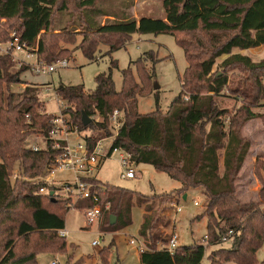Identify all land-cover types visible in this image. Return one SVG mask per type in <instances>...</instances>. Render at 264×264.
<instances>
[{
    "label": "trees",
    "instance_id": "1",
    "mask_svg": "<svg viewBox=\"0 0 264 264\" xmlns=\"http://www.w3.org/2000/svg\"><path fill=\"white\" fill-rule=\"evenodd\" d=\"M163 8L165 19H115L101 24L98 17L108 14L96 8V0H0V21H5L0 39L16 31L28 47L37 49L42 60L53 64L71 54L61 42L72 43L79 35L82 40L77 49L90 61L100 45L108 46L112 54L126 48L135 34L175 36L188 67L180 77V93L164 114L138 110V99L152 91L155 65L161 60L153 50L123 70L121 90L116 89L111 70L95 77L92 91L84 85L61 84L55 94L66 103L64 113L78 130L92 131L86 136L89 149L112 138L107 158L116 149L123 151L131 164L150 165L179 182L181 188L151 196L92 178L90 184L103 186L97 189L98 203L92 198L79 199L74 208L83 212L99 204L100 231L112 234L133 224V209L138 207L143 210L138 233L145 245L140 264H203L208 250L204 244L178 246L172 255L167 250L171 235L164 231L171 224L166 212L177 205L176 196L200 187L208 198L209 248L224 244L222 238L233 231L227 241L230 246L213 250L209 264H264V256L259 258L264 247V187L258 201L242 202L236 185L251 149L242 129L248 121L264 118V113L253 111L255 106H264V59L256 63L234 53L235 49L264 46V0H164ZM64 13L70 14L69 25L80 26V33L61 29ZM111 65L117 68L118 62L112 60ZM216 66L221 74L214 72ZM233 69L247 78L235 83L229 75ZM27 70L26 66L17 68L10 56L0 55V264H38L40 255L64 254L68 245L60 231L66 228L65 215L72 200L59 197L61 189L55 184L36 180L54 164L60 150L48 140L39 151L27 143L32 134L47 138L52 117L44 108L41 87L21 80ZM21 84L26 85L22 92L13 91V85ZM226 92L244 99L235 115L219 104V97L230 95ZM94 109L104 123L85 127L82 115L92 116ZM115 110L122 113V125L114 136L109 118ZM262 165L263 161L257 165L260 179ZM16 166L22 179L13 181ZM42 188L47 192L42 193ZM111 217L116 218L114 223ZM114 246L111 243L100 250L101 264H110Z\"/></svg>",
    "mask_w": 264,
    "mask_h": 264
},
{
    "label": "rangeland",
    "instance_id": "2",
    "mask_svg": "<svg viewBox=\"0 0 264 264\" xmlns=\"http://www.w3.org/2000/svg\"><path fill=\"white\" fill-rule=\"evenodd\" d=\"M127 1V0H126ZM134 12L136 14L120 16L115 14L109 20H122L134 18L141 19L144 16L164 17L165 11L163 8L164 0H136ZM118 0H96V8L100 10L108 9L111 12L119 10L121 6ZM129 5V4H128ZM69 13V12H68ZM64 13L61 21V29L66 27L67 33H80L78 24L69 25L68 20L70 14ZM117 15V16H116ZM135 16L137 18H135ZM103 17V18H102ZM98 22L104 24L108 18L102 16ZM61 32L58 30L57 33ZM82 35H79L72 43L61 42L63 49L71 52L69 56L63 58L69 62L67 68H57L56 71L48 74H36L30 70L25 71L21 75V80L24 84L39 85L41 87V97L45 102L44 108L47 114H59L61 105L57 101L55 89L61 84L64 85H84L87 91L95 89V77L101 73H109L112 70L113 79L117 90L122 87V72L127 69L132 61L137 60L143 53L153 50L156 52L158 59H161L155 65V81L151 88L149 96L138 99V110L141 114L160 111L166 113L181 91L180 77L185 73L188 62L184 50L178 44L175 36L168 34H135L126 48L108 54L109 47L100 45L96 52V58L93 61L88 60L77 45L81 42ZM234 53H240L251 58L253 62H261L264 59V46L249 49H235ZM225 57L217 60V65H220ZM116 60L118 67L112 69L111 62ZM57 63V62H56ZM15 66L18 68V64ZM214 72L222 73L221 69L216 66ZM235 83L241 78H247L245 73L238 69H233L230 73ZM234 76V77H233ZM24 84L13 85L12 89L15 92H22ZM230 95L219 97L218 101L222 108L227 109L230 114L235 115L244 103L241 95L226 92ZM158 98V105L157 99ZM253 111L257 114L264 113V106H255ZM70 117V116H69ZM101 119V117H99ZM104 123V118H102ZM92 131L82 133L81 136H88ZM84 134V135H83ZM243 136L250 141L251 149L247 161L239 174L236 182L238 197L242 202L258 201L260 190L264 187V118L262 116L248 121L243 129ZM72 141L78 139L77 136L71 137ZM27 143L30 146H43L42 136L40 134H32L27 138ZM112 139H105L102 142L104 150L110 149ZM122 151H117L99 166L95 176L102 184H110L124 189L140 192L144 195H167L181 188V184L169 177L168 174L158 171L150 165L146 164H131L135 169L136 177L134 179H123L121 174L125 169L120 165ZM263 161L261 179L257 174V165ZM223 160L221 158V167ZM21 178L19 167L16 166L12 176L14 181L16 178ZM49 178L51 183L55 184L58 189H61L59 197L71 199L69 211L65 215L66 230L69 232L67 237V251L64 254H43L38 257V264H52L57 261L58 264H101L99 260V252L104 247L114 243V247L110 250V264H140L138 258L139 252V229L143 222V210L136 207L133 209V224L117 233L103 234L100 231V222H96L89 226L84 216V211L76 210L75 203L79 200L74 191V174L72 172H57ZM48 178L47 171L44 175L36 180L45 181ZM95 178V177H94ZM87 182L88 179H86ZM46 183V182H45ZM66 183L72 186V190L67 189ZM90 183V182H89ZM184 195H187L184 199ZM177 206H169L166 217L171 224L164 231L170 236L177 235L179 246H190L195 243H202L208 249L203 260V264H209L208 256L210 253L220 247H229L230 243L226 242L221 245L212 246L209 248L207 244V223L208 218L205 216L208 198L204 195L202 188H190L185 194L176 196ZM195 203H198L197 205ZM169 205V204H168ZM180 208V211H177ZM264 209V203L261 205ZM103 217V216H102ZM95 240L100 241L98 247H94L92 243ZM134 240L135 244H131ZM163 247V246H161ZM264 256V247L259 251V258Z\"/></svg>",
    "mask_w": 264,
    "mask_h": 264
},
{
    "label": "built area",
    "instance_id": "3",
    "mask_svg": "<svg viewBox=\"0 0 264 264\" xmlns=\"http://www.w3.org/2000/svg\"><path fill=\"white\" fill-rule=\"evenodd\" d=\"M4 22V20L0 21V27ZM0 55L10 56L12 61L16 63V65H19L18 67L26 66L28 67V70L36 74H48L56 71L57 68H67L69 66V62L67 60H60L57 63L48 64L39 57L37 49L28 47L16 31H12L8 39H0ZM57 101L61 105V112L59 114L52 115L50 120L51 130L47 138L42 137V142L47 140L51 141L54 149L60 150V153L54 164L49 166L47 170L48 178L44 179V182L51 183L49 178H52L51 176L55 175L57 172H72L74 174L73 188L76 192L77 198H92L96 203H98L99 196L97 189H101L103 186L101 184L93 186L87 182L86 179L96 178L95 174L101 163L107 158L108 151L110 149L104 150L102 148L103 140H100L92 150L89 149L86 137L81 136L82 133L73 124L69 115L64 113L66 103L59 100L58 97ZM89 117L93 122L103 123V121H101L103 117L96 109H94L92 116ZM99 117H101V119ZM121 117L122 113L119 110H115L109 118L114 136L117 135L119 129L121 128ZM72 136H77L78 139L72 141ZM33 149L34 151H39L41 147L35 145L33 146ZM117 151L120 150L116 149L114 153ZM123 153L124 154H121L119 162L125 171L121 174V177L123 179H134L136 177V172L131 165L130 156L125 152ZM66 185L67 189L71 191L72 186L69 183H66ZM41 192L46 193L47 190L42 188ZM195 204L197 205L198 203ZM174 205L177 206L176 204ZM177 211H180V208H178ZM84 216L89 226L100 221L102 217L100 205L96 204L93 208L85 210ZM60 235L67 238L69 232L66 229L61 230ZM232 235L233 231H229L228 234L222 238V241L226 243ZM131 244H135V241L132 240ZM92 245L94 247H98L100 245V241L95 240ZM138 245L140 252L145 249V245L141 241H138ZM178 246V236L172 235L167 245V250L173 255ZM52 264H58V262L54 261Z\"/></svg>",
    "mask_w": 264,
    "mask_h": 264
},
{
    "label": "crops",
    "instance_id": "4",
    "mask_svg": "<svg viewBox=\"0 0 264 264\" xmlns=\"http://www.w3.org/2000/svg\"><path fill=\"white\" fill-rule=\"evenodd\" d=\"M120 3H122V5L121 6H119V10H115L114 12H111V11H109L108 9H106V10H101L102 12H105L106 14H108V16H104L105 17V19L106 18H108L107 20H109V19H112L113 18V16H115V14H117V13H119L120 14V16H127V15H134V14H136L135 12H134V9H135V4H136V0H118ZM129 4V5H128ZM107 11V12H106ZM117 16V15H116ZM102 16H100V17H98V19H100ZM144 17H149V18H153V19H165L164 17H156V16H144ZM103 18V17H102ZM135 18H137L136 16H135ZM106 23V22H105ZM104 23V24H105ZM26 85H24V87H25ZM84 135V134H83ZM85 137V136H84ZM109 139H112V138H109ZM113 140V139H112ZM98 222H100V221H98ZM66 229V228H65ZM103 234H105V233H103ZM138 241H141L140 240V238L138 239ZM142 242V241H141ZM143 243V242H142ZM138 255V258H139V260H140V251L137 253ZM226 264H235V263H226Z\"/></svg>",
    "mask_w": 264,
    "mask_h": 264
},
{
    "label": "water",
    "instance_id": "5",
    "mask_svg": "<svg viewBox=\"0 0 264 264\" xmlns=\"http://www.w3.org/2000/svg\"><path fill=\"white\" fill-rule=\"evenodd\" d=\"M82 122L84 124L85 127L89 126L93 121L92 119L86 114V113H83L82 115ZM51 196L54 195V193H50ZM187 195H184V199H186ZM111 221L112 223H114L116 221V218L115 217H111Z\"/></svg>",
    "mask_w": 264,
    "mask_h": 264
}]
</instances>
